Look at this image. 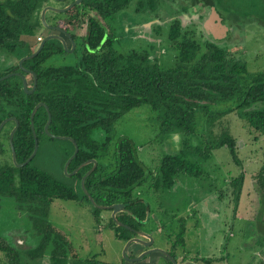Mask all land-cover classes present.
<instances>
[{"label":"trees","instance_id":"1","mask_svg":"<svg viewBox=\"0 0 264 264\" xmlns=\"http://www.w3.org/2000/svg\"><path fill=\"white\" fill-rule=\"evenodd\" d=\"M45 1L0 0V48L13 49L16 43H21L22 35L33 34L36 24L31 22L32 14L42 8ZM135 1L134 12L157 16L162 0ZM131 2L82 0L76 10L78 16L83 13L87 23L86 32L80 38L77 64L44 66L49 51L55 55L63 52L56 44L45 46L37 57L41 67L37 71V89L32 96L21 100L19 94L6 87L8 81L0 83V123L11 116L18 120L19 127L13 137L17 163L24 162L32 153L34 140L29 117L38 102L45 103L50 112L48 132L74 141L73 144L68 139L57 140L68 144V149H63V163L74 153V145L78 147L67 172L87 161H96V168L85 179L84 188L80 181L92 164L72 176L77 189L34 166L33 161L22 168L5 159L0 161V199L9 198L18 209L26 211L33 230L40 237L38 245L29 249L16 248L0 237V252L4 256L0 264H40L45 258L49 264H80L75 263L77 257L65 236L54 232L48 216L54 200L80 202L83 199L91 203L85 191L98 206L122 204L123 211L116 220L130 229L139 231L146 225L150 206L134 197L133 191L151 180L152 172L145 170L138 159L135 143L126 136H116L114 131L115 122L132 109L148 105L156 114L161 133H180L185 137L178 154L166 155L160 161L153 185L155 190L171 189L178 175L201 177L200 165L189 159L194 154L208 159L212 151L226 148L235 164H239L236 140L226 132L214 134L216 122L226 113L235 111L251 132L264 137V72L250 74L246 64L235 60L230 51L215 43L200 41L195 30H183L177 18L164 23L165 27L156 24L151 28L157 39L161 38L162 43L166 41L174 51L171 67L163 68L151 58L155 46L151 43L147 47L120 52L116 48L118 39L113 26L118 14L127 10ZM228 102L235 104L225 111L213 110L214 106ZM46 120L47 112L40 108L33 118L39 143L45 138ZM6 126L0 132V138L6 135L7 141L13 123L9 129ZM95 129L103 134L100 142L92 136ZM195 134H204L203 149L192 147L189 138ZM1 144L0 141V154L3 153ZM243 182L242 173L230 180L235 208ZM255 182L260 196L259 222L264 226V163ZM100 210H93L97 224ZM107 227L115 231L117 239L125 242L135 236L127 228L117 227L112 219ZM184 230H180L176 242L167 251L176 261L179 259L176 250L184 248ZM260 238H264L262 228Z\"/></svg>","mask_w":264,"mask_h":264},{"label":"rangeland","instance_id":"2","mask_svg":"<svg viewBox=\"0 0 264 264\" xmlns=\"http://www.w3.org/2000/svg\"><path fill=\"white\" fill-rule=\"evenodd\" d=\"M199 1L162 0L155 16L149 12H134L136 1L132 0L128 9L116 17L113 26L118 39L116 48L125 53L147 47L148 43L154 44L151 58L157 60L161 67L169 68L173 65L174 51L166 41L160 42L162 39L158 40L151 28L177 18L183 30L194 29L200 41L212 42L230 51L235 60L246 64L250 74L264 72V0ZM48 6L55 10L66 8L63 3L53 0ZM90 15L94 16V13L90 12ZM66 16L67 13L46 14L49 23L50 17L61 20ZM64 22L61 20L60 24ZM47 32L44 27L38 31L43 36ZM80 48L78 43L76 52L64 51L47 61L46 65H75ZM16 59L15 55L0 50V74ZM233 104H219L213 110L225 111ZM215 126L214 134L226 132L236 140L239 164H235L226 148L212 151L208 159L194 154L189 159L200 165L201 177L178 175L171 189L155 190L153 185L158 177L160 161L166 155L178 154L185 137L180 133H161L156 114L148 105L132 109L115 122V135L130 138L137 146V156L145 170L152 172L151 180L133 191L134 197L147 202L151 209L146 225L139 231L152 236L153 248L169 251L184 228V248L176 250L180 264L190 261V264H264V238H260V229L264 231V226L259 222L260 196L255 188V176L264 163V137L251 132L235 111L226 113ZM92 136L98 142L103 138L99 129H95ZM189 139L192 147L204 148V134H195ZM63 149H68L67 142L44 138L33 165L77 189V182L64 172ZM240 173L244 174V182L235 208L230 180ZM94 208L97 207L83 199L80 202L54 200L48 222L54 232L63 234L70 243V249L78 260L75 263L135 264L129 263L126 257L138 256L143 248L132 244L124 257L126 242L117 239L115 231L107 227L111 211L100 210V222L97 224L93 217ZM233 212H236L234 216ZM0 237L20 249L33 248L40 241L26 211L18 209L9 198L0 199ZM3 259L0 252V262ZM142 260L140 264H167L158 253ZM40 264L49 262L45 258Z\"/></svg>","mask_w":264,"mask_h":264},{"label":"flooded vegetation","instance_id":"3","mask_svg":"<svg viewBox=\"0 0 264 264\" xmlns=\"http://www.w3.org/2000/svg\"><path fill=\"white\" fill-rule=\"evenodd\" d=\"M50 1L51 0H46L44 3V6L42 8L33 12L31 22L33 24L34 23L36 24V29H34L33 34L22 35L21 39H20L21 43L20 44L16 43L15 44L16 47L13 49L0 48V50H5L7 53L11 54L12 56L15 55L17 57V59L15 60L14 63L8 65V67L3 69L2 73L0 74V83H2L4 81H8L6 87L8 89H13L15 91V93L19 94L18 96L22 97L21 100L26 99L27 96H32L36 92L37 80H38L37 71L41 67V64L37 62V57L39 56L41 51L44 50L45 46H47V45L49 46V44H50V46H52L53 44H56L58 47L61 48V50L63 52L65 51V52L69 53L70 50L73 52L74 51L76 52L77 47H78V43L80 44V38L86 32L87 18L85 16H83L82 12H80V14H79L80 16H78V11L76 10L77 7H80L82 0H79V1L78 0H53L55 2L63 3V7H66V8L69 7V9L64 13H56V14H66L67 13L66 18L61 19V20H65V22H64V24H60L61 20H58L55 17H50L49 18L50 23H49L48 19L46 18V14H47V12H53V11L47 10V12L45 13V16H44L45 23L47 26H44L42 23L41 14H42L43 9L50 8L48 6V3ZM53 13H55V12H53ZM68 13H69V15H68ZM73 16H74V18H73ZM76 16H78V17H76ZM80 26H81V29H80ZM43 27L48 31L44 36L39 35V33H38L39 28H43ZM42 43H43V45H42L39 53L37 55H35L34 57L30 58V56H32L40 48ZM73 45H74V47H73ZM49 55L50 56L46 60V62L50 61L51 59H53L56 56L55 54H52L51 51H49ZM46 62L43 65L49 66V65H46ZM0 103H1V100H0ZM37 105H39L37 111L40 108H44L45 111L47 112V120H46V123L43 127V131L45 133V138L48 140H59L56 137H61V136H57L53 133L48 132V127H49L50 122H51V120H50V122L48 124V114L50 115L48 107L43 102H38L35 104V106H37ZM35 106L33 107V109L35 108ZM33 109H32V111H33ZM37 111L35 112V114L37 113ZM35 114H34V116H35ZM30 115H31V113H30ZM50 117H51V115H50ZM29 120H30V117H29ZM5 121H7V122L3 125L2 129L6 125H8L9 123H13V126L9 130V133L7 136L8 137L7 141H6V135H3L0 138L1 139L0 141L2 142L1 145H3V147H2L3 153L0 154V161L5 159L9 163L11 162L15 167L22 168L24 166L18 167L13 163V160H12V147H13V150L15 153V149L13 146V137H14V134L18 130V127H19L18 120L15 117L11 116V117H6L4 120H2V122H5ZM32 124H33V121H32ZM47 124H48V126H47V129L45 131V126ZM10 126H9V128H10ZM16 126H17V129L15 130V132L12 136V139H11L12 140V147H11L10 133ZM30 127H31V121H30ZM9 128L7 127L6 129H9ZM1 130H0V132H1ZM31 132H32L33 140H34V147H33L32 153H33L34 148H35V140L37 141L36 154L30 160V162L31 161L34 162L38 156L39 148H40V145H41L44 138L39 143L37 138H36V134L34 132V129L32 130V128H31ZM8 146H9L10 151L8 150ZM32 153L30 154V156L32 155ZM15 160H16V154H15ZM24 162L17 163V161H16V164L22 165ZM134 231H136V230H132V233ZM135 237H136V235L134 236V238ZM132 238H130V239H132ZM151 247L153 248L154 246L152 245ZM145 250H146V248H143V250H141L140 253H142ZM130 257H132V256H130ZM133 257H136V256H133Z\"/></svg>","mask_w":264,"mask_h":264},{"label":"water","instance_id":"4","mask_svg":"<svg viewBox=\"0 0 264 264\" xmlns=\"http://www.w3.org/2000/svg\"><path fill=\"white\" fill-rule=\"evenodd\" d=\"M79 1V0H78ZM69 9V7L65 8V9H60V10H55L53 8H45L43 9L42 11V14H41V18H42V23L44 26H47L46 23H45V19H44V16H45V13L47 12V10H50V11H53L55 13H64L66 12L67 10ZM216 19L218 21H220V18L218 17V15L215 16ZM49 39V38H48ZM47 39V40H48ZM44 43V42H43ZM43 43L41 44L40 48L32 55L30 56V58L34 57L35 55H37L43 45ZM74 47V45H73ZM39 105L35 106V108L33 109V111L31 112V115H30V121H31V128L33 130V124H32V121H33V117H34V114L35 112L37 111ZM51 120V117L50 115L48 114V124ZM7 121L5 122H2L0 124V130L2 129L3 125L6 123ZM48 124L45 126V131L47 129V126ZM17 129V126L11 131L10 133V144H11V147H12V136L15 132V130ZM34 135V134H33ZM35 136V135H34ZM57 139L59 140H64V139H68L69 141L73 142L74 144V141H72L71 139L69 138H63V137H56ZM36 151H37V141L35 140V148H34V151L32 153V155L22 164V165H18L16 164V160H15V153H14V150H13V147H12V160H13V163L18 166V167H22V166H25L27 165L30 160L34 157V155L36 154ZM78 152V147L76 145H74V153L72 154V156L65 162L64 164V172L68 175V176H74L78 171L79 169H81L82 167L86 166V165H89V164H92V168L87 171L81 178V181H80V185H81V188H84V181L85 179L94 171V169L96 168V161L95 160H91V161H87L83 164H81L79 167H77L73 172H71L70 174H68L67 170H68V166L70 164V162L74 159V157L76 156ZM85 194L87 195L88 199L90 200L91 204H93L95 207L101 209V210H109L111 211V219L117 224V226L119 227H124V228H127L128 230L132 231V229H130L129 227L123 225L122 223L118 222L115 218L116 214L119 213V212H122L123 211V205L122 204H115V205H112V206H98L96 204L93 203V200L92 198L90 197V195L87 194V192L85 191ZM137 237L135 238H132L130 240H128L125 244V248L123 250V256L126 257V252L127 250L129 249V247L132 245V244H139L140 246H142L143 248H146L145 251H143L142 253H140L138 256L136 257H133V258H130V257H126V260L129 262V263H138L140 262L144 257L150 255V254H154V253H158V254H161L163 257H165L166 259L169 260V262L171 264H178L177 261L170 256V254H168L166 251L164 250H161V249H158V248H152L151 246L153 245L154 243V240L152 238V236L146 234V233H142L141 231H134L133 232ZM139 237H143L145 240H142Z\"/></svg>","mask_w":264,"mask_h":264},{"label":"crops","instance_id":"5","mask_svg":"<svg viewBox=\"0 0 264 264\" xmlns=\"http://www.w3.org/2000/svg\"><path fill=\"white\" fill-rule=\"evenodd\" d=\"M130 251V249H128ZM191 262V261H190ZM190 262H188L187 264H190ZM195 262V261H193ZM141 262L135 263V264H140ZM205 263V262H204ZM178 264H180L179 260H178Z\"/></svg>","mask_w":264,"mask_h":264}]
</instances>
